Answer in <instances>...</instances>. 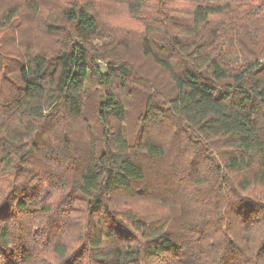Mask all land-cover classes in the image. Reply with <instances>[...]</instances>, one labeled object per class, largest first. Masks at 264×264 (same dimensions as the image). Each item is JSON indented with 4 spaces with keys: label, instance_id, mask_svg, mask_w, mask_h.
<instances>
[{
    "label": "trees",
    "instance_id": "trees-1",
    "mask_svg": "<svg viewBox=\"0 0 264 264\" xmlns=\"http://www.w3.org/2000/svg\"><path fill=\"white\" fill-rule=\"evenodd\" d=\"M0 264H264V0H0Z\"/></svg>",
    "mask_w": 264,
    "mask_h": 264
},
{
    "label": "rangeland",
    "instance_id": "rangeland-1",
    "mask_svg": "<svg viewBox=\"0 0 264 264\" xmlns=\"http://www.w3.org/2000/svg\"><path fill=\"white\" fill-rule=\"evenodd\" d=\"M128 99H126L127 100V103H128V107L131 109L132 108V106H133V104H134V102H135V99L133 98L132 99V96H126ZM138 109V105H136L132 110H131V114L129 115V117H130V120L132 121V122H134L135 121V118H136V114H135V111ZM139 204V209L140 210H143V209H148V210H150V208L147 206V205H145V204H140V203H138Z\"/></svg>",
    "mask_w": 264,
    "mask_h": 264
}]
</instances>
